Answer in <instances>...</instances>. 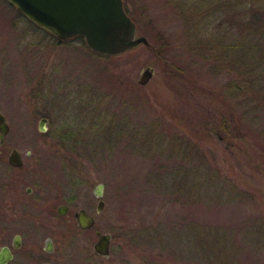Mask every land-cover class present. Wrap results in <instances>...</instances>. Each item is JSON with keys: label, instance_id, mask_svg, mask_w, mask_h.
Masks as SVG:
<instances>
[{"label": "rangeland", "instance_id": "1", "mask_svg": "<svg viewBox=\"0 0 264 264\" xmlns=\"http://www.w3.org/2000/svg\"><path fill=\"white\" fill-rule=\"evenodd\" d=\"M123 1L138 34L150 45L105 56L78 37L53 46L47 34L0 0V112L10 124L8 145L22 153L30 150L34 158L27 159L29 165L39 166L57 187H62L63 171L76 172L84 183L79 185L80 202L91 199L97 227L117 235L116 241L136 238L135 243L128 239L125 253L116 250L115 241L111 258L117 264H264V155L237 156L231 146L223 153L225 143L216 139L204 144L213 165L220 166L226 153L238 158V167L256 165L238 174L229 169L238 175L235 183L242 192L209 187L206 197L203 182L209 173L195 172L193 181L185 180L191 176L184 172L187 162L171 152L174 138L183 135V114L198 105L185 88L174 93L176 67L203 79L204 89H223L232 74L215 72L203 50H192L194 34L165 2ZM230 17L228 11L210 24L202 40L218 31L217 25L220 32L228 29ZM255 42L246 49L248 64L258 63L264 70V37ZM232 43L228 38L222 45L230 49ZM253 54L260 59L253 61ZM146 67L154 72L142 86L138 81ZM88 96L94 101L84 109L80 100ZM39 112L50 118L44 137L38 130ZM254 117L264 136V116ZM191 181L196 183L193 191ZM99 183L104 185V208L97 214L93 189Z\"/></svg>", "mask_w": 264, "mask_h": 264}, {"label": "trees", "instance_id": "2", "mask_svg": "<svg viewBox=\"0 0 264 264\" xmlns=\"http://www.w3.org/2000/svg\"><path fill=\"white\" fill-rule=\"evenodd\" d=\"M162 1L175 10L182 19L183 26L194 34L190 43L192 50L194 49L197 53L199 49L203 50L204 60L208 61V66L215 72L225 71L227 74H232L223 89H213L209 86L207 88L209 92H207L208 90L204 89L207 86H205L203 79L196 77L192 71H187L183 67H176V72L172 73L174 75L172 85L168 84L173 86L175 94L179 93L178 88L180 87L188 90V99L198 105L194 111L188 113L186 110L183 114L185 118L184 128L178 126L182 129L183 135L174 138L175 145H173L171 152L180 155L187 162V168L185 170L183 168V170L191 176L186 177L185 180L193 181L195 172L209 173L203 182L204 196L209 195L207 190L211 188L219 191L229 188L235 195L242 191L237 190L236 179L238 175H232V173L238 174L244 167L252 168L256 165L252 162L250 166V163L245 162L241 167H238L235 165L238 163V158L231 157L227 153L224 155L225 157L223 156L224 159H221L220 166L219 164L218 166L213 165L214 157H212L211 151L210 156H207L208 151L203 148V145L212 139H216L219 143H225V146H222V149L225 150L223 153L228 151V147L231 146L232 151L233 148L236 149L237 156L248 153L264 155V136L263 133L259 132L261 131V124L256 125L255 119L257 117H254L256 113L259 118L264 116V70L258 63L248 64V51L246 50L251 43L256 44L257 38L259 44L263 40L264 0ZM228 11L231 15L229 18L230 27L220 32V25H217L218 31L206 33L208 42L204 43L207 38L202 40L200 35L209 29L210 24L221 19ZM219 12H221L220 18L217 16ZM78 38L82 37L78 36ZM228 38L232 39L233 42L229 47L230 49L222 45ZM64 42L62 41V43ZM145 47L148 48L149 46ZM255 50L262 53L259 48H254L253 51ZM251 57L253 61L260 59V56L257 59L255 54ZM251 92L252 96H250ZM82 99L83 102L80 100V104L82 107L85 106L84 109H87L94 101L92 96ZM170 118L173 119V117ZM233 140L235 141L234 144ZM222 171L230 172V176H234V179L223 176ZM195 185L196 183L192 182L189 189L193 191L194 188L192 187ZM210 196L218 201L217 197Z\"/></svg>", "mask_w": 264, "mask_h": 264}, {"label": "flooded vegetation", "instance_id": "3", "mask_svg": "<svg viewBox=\"0 0 264 264\" xmlns=\"http://www.w3.org/2000/svg\"><path fill=\"white\" fill-rule=\"evenodd\" d=\"M38 29L53 40V46L62 44L56 37ZM40 82L45 86L43 80ZM0 113L8 126L6 134L0 131V264H117L111 258V250L118 236L97 227L90 198L80 202L78 191L83 180H78L74 170L62 172L61 188L47 180L39 166L29 165L27 159L34 158L30 150L22 153L8 145L10 124ZM47 114H37L42 137L48 132L50 118ZM42 119L46 120L44 131L40 129ZM103 188L101 196H97L96 186L93 189L97 214L104 208ZM79 216L90 217L93 224L81 227ZM103 235L110 236L108 255L96 250ZM126 237L136 242L135 237ZM120 238L116 241V250L128 252L129 240Z\"/></svg>", "mask_w": 264, "mask_h": 264}, {"label": "water", "instance_id": "4", "mask_svg": "<svg viewBox=\"0 0 264 264\" xmlns=\"http://www.w3.org/2000/svg\"><path fill=\"white\" fill-rule=\"evenodd\" d=\"M6 1L38 28L60 41L81 36L87 48L100 55L117 56L140 45H150L146 36L138 34L137 24L125 10L123 0ZM153 72L152 67H146L141 73L139 84H148ZM45 122V119L40 121L42 131ZM0 131L3 135L8 131L1 113ZM102 188L103 184L96 185L97 196H101ZM78 222L83 228L93 224L90 217L83 216H79ZM109 238V235H103L96 245V250L102 255H108Z\"/></svg>", "mask_w": 264, "mask_h": 264}]
</instances>
